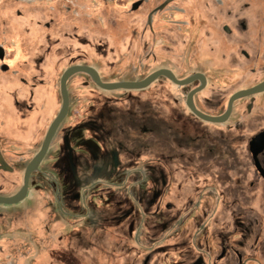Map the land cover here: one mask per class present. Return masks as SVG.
Segmentation results:
<instances>
[{
  "label": "flooded vegetation",
  "instance_id": "flooded-vegetation-1",
  "mask_svg": "<svg viewBox=\"0 0 264 264\" xmlns=\"http://www.w3.org/2000/svg\"><path fill=\"white\" fill-rule=\"evenodd\" d=\"M249 1L0 0V98L10 92L22 122L14 134L26 136L36 91L54 87L60 97L27 160L25 152L3 147L0 105V197L22 191L26 168L63 107V80L68 98L67 115L30 175L25 198L0 204V225L10 223L5 209L29 201L26 213L13 211V221L21 218L25 239L60 264L81 263L83 241H92L81 225L100 219L136 242L147 225L170 231L173 264H264V91L230 105L235 94L264 83L263 11L251 14ZM227 46L236 52L228 55ZM116 49L124 50L117 59ZM196 57L206 59L217 79L194 71ZM121 64L133 66L127 74L139 71V78L106 80L103 67L114 72ZM227 66L235 76H227ZM153 75L141 89L109 90L96 81L136 83ZM88 87L94 98L88 118L66 125L72 98ZM194 110L227 118L206 121ZM20 161L28 163L19 180ZM34 178L43 185L33 187ZM68 225L79 228L65 235ZM3 241L16 239L0 233ZM18 252L0 244V264H19ZM153 255L146 252L140 264H157Z\"/></svg>",
  "mask_w": 264,
  "mask_h": 264
},
{
  "label": "rangeland",
  "instance_id": "rangeland-1",
  "mask_svg": "<svg viewBox=\"0 0 264 264\" xmlns=\"http://www.w3.org/2000/svg\"><path fill=\"white\" fill-rule=\"evenodd\" d=\"M250 3H252L251 14L256 15V12L258 10L260 12L263 11L262 19L264 21V0H258V1L251 0ZM263 37H264V33H263ZM259 47L262 48L261 53H263L262 56L264 57V38L262 40H259ZM123 52H124L123 49H116L115 50L116 59L118 57H121ZM226 52L229 55V53L231 52L235 53L236 50L232 46H227ZM205 60L203 58H200L198 60L196 57L195 66L193 67L194 71L201 70V71L209 72V74L211 73L210 75L212 76V78L217 79L216 73L214 74V72L211 71L209 65L206 63ZM156 67L157 66H154L152 68H156ZM62 68L63 67H60V69ZM229 68L230 67L227 66V72H226L227 76L229 77L235 76L237 72L233 70H229ZM50 69L52 70V73L55 74L54 72L55 70L53 71L54 66H51ZM127 69L130 71L131 69H133V66L122 65V64L116 65L114 72H110L109 71L110 69L106 66L103 67L105 78L108 81L121 79V78H139L140 76L139 71L130 73V76H128L127 72L129 71H126ZM213 82L217 83L215 80ZM52 84L55 86L57 82L53 81ZM71 88L76 89V86H73ZM90 89L91 88L89 87L81 88L80 96L72 98L70 116L66 121V125L74 124L75 121L81 120V118L84 117L85 119L88 118V113L92 109L93 106L92 103L94 102L93 101L94 98L92 99L90 97L91 95L85 92ZM19 90L21 91L22 97H25L26 89L19 88ZM92 95L96 96L95 94ZM115 96L118 97V99L120 100L124 99V96H122V94H116ZM99 100H101V97L99 98ZM36 101H37L36 106L34 107L33 111H29V113H32L33 115H31V117L29 118L27 134L26 136H21L20 134H14L15 126L20 125L22 122L20 120L17 111L14 108L10 92L8 95L6 94L5 96H3V98H0V105L2 106V109L5 112L4 121H6L5 126L1 130V136L3 137L2 139L3 147L4 149H6L7 153L9 154H13L14 152H25L26 154H28L25 157L26 160L32 154H34L38 149L47 124L53 118V116L55 115V113L57 112L60 106V97L57 89L54 87L53 88L51 87L50 93L43 91V89L36 91ZM117 106L122 112H126V108H123L122 103L118 104ZM87 111L88 113H86ZM10 122L13 123V127L10 125L11 124ZM14 140H18V143L15 144L13 142ZM27 163L28 161L19 162V170H18L19 180L22 175V171L24 167L27 165ZM42 185H43L42 180H40L39 178L33 179L32 181L33 187L42 186ZM105 201L106 198L98 202L99 205L98 207L100 209H106ZM28 203L29 201L28 202L26 201L17 207H11L5 209V211L9 212L8 216L11 217V219H10V223H5V225H0V233L4 234L5 237L15 238L16 241L15 242L3 241L0 242V244L4 245V247H6L10 251V253L17 254V252L19 251L18 252L19 264H53L52 260L54 261V263L57 264L58 261H60L59 257L48 258L41 256V254L44 253L43 249L39 247L37 248V246L34 243L29 242L27 239H25V236L27 234V230H26L27 226L24 221H21V218L18 220V223L13 221L14 218L18 216V215L15 216L14 214L16 213H13V211L23 210L25 212V209L28 208L29 206ZM165 212L168 213V211ZM25 213L23 215H19V217L23 216L25 218L26 216ZM149 220L150 218H147V221ZM99 222L100 223H98L97 225H85V224L81 225V228L84 230L83 233L92 235V239H91L92 241L90 240H89L90 242H86V240L83 241L82 255L78 259L81 262L80 264H140V260H141L140 257L148 251L153 252L154 254L153 262L157 264L175 263L176 259L171 250V241H170L171 237L169 235L170 231L164 232V231H160L159 229L156 230V228L152 229V225L151 226L147 225L144 226L146 227V230H144V228H141L140 241L136 242L133 239V237L127 235L126 229L123 230L121 227H117L115 225L113 226L110 223H103L102 219H100ZM140 227L141 224L138 225L137 222L136 232L140 230ZM66 228L67 229L64 231L65 235H70L71 233H75V228L78 229L79 227H75L74 225H68ZM55 232L57 233L58 231ZM167 235L169 236L167 237ZM28 249H32L33 252L29 254L27 252ZM53 249H56V251L59 252V248H53ZM21 250L22 252H20ZM21 253H23L24 257L21 256Z\"/></svg>",
  "mask_w": 264,
  "mask_h": 264
},
{
  "label": "water",
  "instance_id": "water-1",
  "mask_svg": "<svg viewBox=\"0 0 264 264\" xmlns=\"http://www.w3.org/2000/svg\"><path fill=\"white\" fill-rule=\"evenodd\" d=\"M78 70H81V69H78ZM75 71H77V70H72L67 75L69 76L71 73H73ZM156 77H157V75H153L152 77L148 78L147 80H145L143 82L120 83V84H112V85H104L99 81V79H97L96 81L98 82V84L101 87H103L105 89H109V90H113V89H141V88H144L147 85H149ZM62 84H63V93H64L63 107H62L59 115L57 116V118L52 123V126H51L49 133H48V135L44 141V144L42 146L41 151L38 153V155L35 157V159L26 168V172H25V176H24V186H23L22 191L13 197H9V198L0 197V204L14 205V204H18L19 202H21L25 198L26 193H27V189H28L30 175L36 169L37 165L41 162V160L45 156L46 151L48 149V146L50 144V141H51L54 133L56 132L60 123L64 120V118L67 115L68 98L65 94L64 80H63ZM261 91H264V83L260 84L259 86L255 87L251 90L243 91V92L235 94L230 100V105H232V103L238 98H241V97L246 96V95L259 93ZM194 111H195L196 115H198L201 119L206 120V121L221 122V121H225L227 118V116H224L222 118H211V117H207V116L197 112L196 110H194Z\"/></svg>",
  "mask_w": 264,
  "mask_h": 264
}]
</instances>
